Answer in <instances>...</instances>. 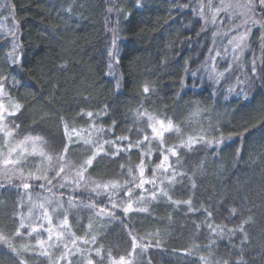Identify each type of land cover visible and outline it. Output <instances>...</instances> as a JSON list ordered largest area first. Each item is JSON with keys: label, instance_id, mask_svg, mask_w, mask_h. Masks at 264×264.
<instances>
[{"label": "trees", "instance_id": "16d2710c", "mask_svg": "<svg viewBox=\"0 0 264 264\" xmlns=\"http://www.w3.org/2000/svg\"><path fill=\"white\" fill-rule=\"evenodd\" d=\"M6 1L10 14L0 23V77H7L4 82L9 97L22 105L17 116L9 118L20 125L14 136L40 134L58 149L63 136V118L78 131L83 130L82 136L90 135L93 143L117 137L135 142L142 139L143 133L151 135L147 117L135 118V113L142 108L159 119H171L174 127L180 128L179 136L174 131L164 134L166 145L179 144L181 138L199 134H203L205 140L215 141L220 139L215 131L219 129L224 139L219 148L198 143L191 151L178 149L181 160L178 168L195 181V189L190 188L188 179L183 183L174 182L172 187L165 181L162 187L181 202L191 197L193 207L207 208L216 224L229 229L235 226L229 223L228 209L232 207L243 208L244 218H252L245 226L250 243L243 253L238 244L230 247L227 237H216L209 252L206 245L210 234L202 223L205 220L202 211L188 213L183 203L177 208L158 199L145 201L148 212H129L125 216L122 207L126 205L120 204L122 191L113 193L109 188L97 195L89 187L72 193L75 202L101 206L108 203V193H112L118 204L116 219L97 217L89 208H72L68 212L71 231L88 240L91 233H95L96 245L103 246L105 264L109 252L116 259L128 258L132 253L129 231L137 236L138 244L150 245L143 252L137 247L131 256L132 264H203L201 256L212 260L213 264L222 261L236 264L241 255L246 264H264V41L260 38L261 28L258 25L251 28L247 48L238 60L220 49L221 56L215 58L216 70L225 72V76L219 85H214L199 73L196 80L190 75L205 64L209 59L208 49L213 47L212 26L201 32L203 20L193 11L208 0ZM212 1L216 6L220 2ZM204 12L206 16V10ZM220 17H225V13H220L218 19ZM256 19L260 17L257 15ZM239 22L237 17L233 23L225 19L219 25L215 37L217 47L223 41L230 52L228 37L223 33L230 32L233 24ZM114 34L120 59L109 67L107 53ZM13 44L17 45L15 53H19L15 64L8 58ZM254 57L255 78L251 72ZM229 63L232 68L225 71ZM186 64L188 74L184 73ZM144 84L154 86V92L150 91L147 98L142 91ZM229 88L232 91H228ZM105 105L107 115L102 111ZM196 106H199L198 113ZM80 110L93 112L92 122ZM2 139L0 136V146ZM151 148L150 161L145 157L148 178L160 155L156 141ZM109 150L110 146L105 144L85 177L90 176L101 184L118 181L123 187L126 170L132 168L133 176L137 175L139 151L146 149L141 145V149L133 147L115 158H105L103 152ZM89 155L81 144H73L68 150V158L74 164ZM175 160L176 157H170V162ZM48 175L51 177L53 173ZM0 183H5L2 176ZM37 190L38 187L34 192ZM53 191L51 195L55 198L67 200L68 189L57 187ZM137 192L139 189L134 195ZM60 193L64 196L60 197ZM89 196L94 199L90 201ZM136 206L133 203V207ZM27 207L15 189L0 190V234L6 236L19 253L17 256L0 242V264H18L21 259L25 264H46L45 258L33 250L37 234L24 239L14 235L19 213ZM55 215L62 216L59 212ZM89 218L91 229H87ZM123 222H127V229ZM193 225L200 227L196 229ZM86 232L89 235L85 236ZM41 236L46 238V233ZM231 239L239 240V236ZM157 240L159 246H156ZM25 243L30 245L28 251L21 247ZM90 245L78 241V246L92 250L94 264H98L95 245ZM189 251L191 255L187 254Z\"/></svg>", "mask_w": 264, "mask_h": 264}, {"label": "snow or ice", "instance_id": "6c2138e0", "mask_svg": "<svg viewBox=\"0 0 264 264\" xmlns=\"http://www.w3.org/2000/svg\"><path fill=\"white\" fill-rule=\"evenodd\" d=\"M140 5H137L139 7ZM205 6L211 13L210 16H205ZM112 9H109L111 11ZM68 11H71L69 8ZM193 11L203 20V25L200 31L205 32L208 30L209 25L212 26V48L208 49L209 59L205 61V64L201 66L197 71L190 73L191 77L196 80L198 73L206 78L207 81L214 85H219V82L225 76V72L217 71L216 57L221 56L220 49L224 52L229 53L233 60H238L239 56L243 55L247 48L246 39L251 32V28L259 26L261 28L260 38L264 41V0H220L217 6H213L212 0H208L207 5L203 2L199 4ZM220 13H225V17H218ZM260 19H256V16ZM240 18L239 23H234L233 28L230 32L223 33L227 36V45L229 48L224 46V42L219 43L217 47V41L215 39L218 34L217 29L219 25L223 24L225 19L229 23H233L236 18ZM232 32L236 34H231ZM199 32L197 35L199 36ZM16 44H13V52L9 53V59L15 64L19 59V53H15ZM239 50V51H237ZM110 64L119 63L120 54L116 44L115 34L113 36L110 48L107 53ZM11 66V65H10ZM232 68V64L225 65V71H229ZM189 69L187 64L184 67V73L188 74ZM253 78L256 76V61L253 58L251 67ZM7 77H0V96H8L5 91L3 80ZM183 87V84L181 85ZM195 86V85H193ZM143 93L147 98V94L152 91L154 92V86L144 84L142 88ZM228 91H232L231 88ZM22 105L14 102L10 97L8 98L7 106L0 100V134H2L5 143L3 150H0V176L8 179V184L0 183V190L7 189L8 191L16 190L17 194L22 198H27L31 201L32 193L28 190L34 187L44 189L52 192L55 188L68 189L67 200L65 202L62 198H57L55 201L52 197H43L41 203H30L27 211V217H33V210L39 209V213L36 217L26 223V217L24 213H19L18 227L14 231L16 237H31L33 233H38L35 238V248L33 249L36 255L45 258L46 264H94L92 259V250L78 246V241L81 244H92L95 245V256L99 258L98 264H105V257L102 254L103 246L96 245L97 236L95 233H91L90 240L78 237L74 232L71 231V227L68 221V212L72 208H89L92 210V214L97 217L108 216L111 219H116L115 209L118 204L112 198V193H108V203L101 204L98 206L97 203L80 204L75 202V198L72 193L79 188H91L93 193L99 195L101 192H107L109 188L112 189L113 193L123 192L120 204L126 205L122 207V212L125 216L129 212H148V207L145 201H157L162 200L166 203L170 202L174 207H179L181 203L186 205V212L192 213L195 211H202L205 215V220L202 223L206 226L209 231V242L206 245V250L211 252L215 244V238L229 239L230 247L239 245V251L243 253L244 248L250 243L248 231L246 225L251 221V216L244 218L243 208L239 206L228 209L229 223H233L235 226L227 228L226 225L216 224L212 218V212L207 208L201 207L197 209L193 207L191 197L183 202L180 200L173 199L169 195V191L166 190L162 185L167 181L169 187L174 186L175 183H183L185 179H188L191 189H195V181L186 177V171L181 170L178 166L181 163L179 148H184L191 151L195 144H204L206 146H212L219 148L224 143L223 135L219 133V129H215L216 133L220 136V139L212 141L205 140L203 134L196 136H188L186 139L181 138L179 144L166 145L164 140V134L166 132H175L178 136L180 133L179 127H174L171 119H159L156 116L149 114L146 109H140L135 113V118L140 120L147 117V126L151 130V135L147 133L142 134V139H137L135 142L128 141L127 137H117L116 140H97L95 143L92 142L90 135H81L83 130L78 131L74 126H70L68 122L63 121V136L60 138L61 147L56 149L54 144H50L40 134L32 135H21L19 137L14 136V132L19 129L20 125L15 120H10V117H16L20 112ZM197 113L199 106H196ZM81 114L86 116L90 122H92L93 112H84L80 110ZM107 115V106L105 105L102 110ZM114 125V122H113ZM247 129H245L246 131ZM100 131H103L102 129ZM264 131V129H262ZM141 133L138 130V137ZM8 138H12V143H8ZM119 140L120 143L116 141ZM124 141H128L126 144ZM153 141L157 142V148L160 152L158 157L159 162L153 165V171L150 178L145 176V157L150 158L152 156L151 144ZM146 142V143H145ZM73 144H81L84 151L90 153V155L82 162L74 164L70 158H68L69 147ZM110 146L109 151L103 152L105 158H115L122 151H131L133 147L141 149L143 145L146 151H139L140 163L136 166L137 175L133 176V169L128 168L125 172V179L123 180V187H120L118 181H108L106 183H97L93 181L91 177H85V173L92 166L93 161L96 160L97 156L103 151L104 145ZM76 151L77 149H73ZM32 158L31 160L29 158ZM170 157H176L174 162H170ZM123 171L124 166L121 165ZM171 169V171H170ZM49 172L53 175L50 177ZM159 173V175H158ZM179 177L180 179H177ZM15 178L18 183L11 184V179ZM55 180V184L53 181ZM31 181L39 182L35 186ZM131 186H128V185ZM146 185L150 187H145ZM139 189L134 195V192ZM22 190V191H21ZM64 193H60V197H63ZM88 199L91 201L94 198L89 196ZM133 203L137 206L134 208ZM66 204V206H65ZM47 205V206H46ZM110 205V208L108 207ZM23 205H21L22 207ZM51 209V214L49 212ZM239 208V210H238ZM60 213L62 219L58 217L56 225L53 224V214ZM42 221V223H37ZM238 222V223H237ZM124 227L127 229L129 226L127 222H123ZM45 224L47 227H45ZM196 229H199L200 225H193ZM92 228V221L89 218L87 229ZM21 230H26L22 232ZM41 230L47 234L46 238L39 235ZM89 235L88 232L85 236ZM128 235L131 238V249L132 253L136 252L137 247L143 252L144 249L149 247V244L143 242L137 243V236L129 231ZM239 236V240H232L231 237ZM0 242H3L7 247L19 256L17 249L10 243L8 238L3 234H0ZM156 246H159L157 240ZM21 247L24 251H28L30 245L25 243ZM126 260L124 256H120L116 259L111 256L109 252L107 255V264H132L131 255ZM191 255L189 251L187 253ZM76 257V259H73ZM203 261V264H213V261L203 256L199 258ZM18 264H25L21 259ZM218 264H229L228 261L218 262ZM236 264H246L243 261V257L236 261Z\"/></svg>", "mask_w": 264, "mask_h": 264}, {"label": "rangeland", "instance_id": "374dc122", "mask_svg": "<svg viewBox=\"0 0 264 264\" xmlns=\"http://www.w3.org/2000/svg\"><path fill=\"white\" fill-rule=\"evenodd\" d=\"M212 4H213V1H212ZM205 5H207V3L205 4ZM213 6H216L215 4H213ZM206 10V16H210V12H209V9L205 6V9H204V11ZM9 14H10V6L8 5V2L6 1V0H0V23H3V21L5 20V19H7L8 17H9ZM3 82V84H4V86H5V91L7 92V90H6V87H7V83L6 82H4V80L2 81ZM8 98H9V95L8 96H0V100H2L4 103H5V105L7 106V104H8ZM0 136H2V134H0ZM2 138H3V136H2ZM4 143H5V140H4V138L2 139V142H1V146H0V150H3V148H4ZM8 143L9 144H11L12 143V138H8ZM31 158V157H30ZM5 177H3L2 176V179H4ZM18 183V181L15 179V178H12L11 179V184H17ZM31 183H33V185L35 186L37 183H39V182H36V181H31ZM4 184H8V179H6L5 178V183ZM30 191V193H32V198H31V201H29L27 198H24V204H26V205H28V207H29V205H30V203H41V202H43V200H42V198L43 197H52L53 198V200L55 201V199H57V198H55L53 195H51L54 191H52V192H49V191H46V190H44V189H40V188H38V190H37V192H34V190H36V187H34V188H31V189H29ZM66 202V201H65ZM47 206V205H46ZM65 206H66V204H65ZM28 207H27V209L25 210V211H23L22 213H24V215H25V217H26V223L28 222V221H30V220H32L33 219V217H36L37 216V214L39 213V209L37 208V209H34L33 210V217H27V211H28ZM70 210H72V209H70ZM69 210V211H70ZM49 212H50V214H51V209L49 208ZM60 219H62L63 217L62 216H58ZM58 217L55 215V214H53V224L54 225H56L57 224V222H58ZM37 223H42V221H37ZM45 227H47V225L45 224ZM33 234H37L38 235V233H33ZM45 235V233L41 230V232L39 233V235ZM46 236H47V234H46ZM90 247H92V244L90 245ZM132 256V255H131ZM128 258H129V256H128ZM128 258H126V260L128 259Z\"/></svg>", "mask_w": 264, "mask_h": 264}]
</instances>
